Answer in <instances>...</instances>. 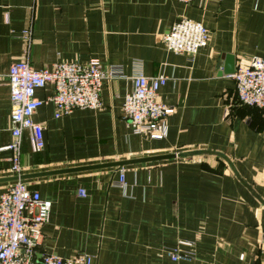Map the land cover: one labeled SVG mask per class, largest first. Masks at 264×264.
I'll return each mask as SVG.
<instances>
[{
  "label": "crops",
  "instance_id": "1",
  "mask_svg": "<svg viewBox=\"0 0 264 264\" xmlns=\"http://www.w3.org/2000/svg\"><path fill=\"white\" fill-rule=\"evenodd\" d=\"M181 19L208 32L195 56L163 46ZM225 55L235 65L264 59L262 0H0V178L10 167L6 75L23 59L33 70L96 61L109 74L100 109L58 119L52 104L35 112L44 148L33 153L24 135V175L176 156L123 167L124 186L113 168L25 181L51 203L40 253L87 254L96 264H264V114L236 103L233 79L220 74ZM138 72L167 78L157 95L173 109L163 140L135 134L123 118ZM9 184L0 183V195ZM179 242L192 244V261L166 257Z\"/></svg>",
  "mask_w": 264,
  "mask_h": 264
},
{
  "label": "built area",
  "instance_id": "2",
  "mask_svg": "<svg viewBox=\"0 0 264 264\" xmlns=\"http://www.w3.org/2000/svg\"><path fill=\"white\" fill-rule=\"evenodd\" d=\"M173 1L189 4L192 0ZM30 35L29 30L23 32L25 40ZM208 40V32L200 23L181 19L172 24L162 43L170 53L195 56L207 46ZM108 77L109 74L96 61L57 63L33 70L23 59L10 66L6 81L11 141L5 148L10 152L9 177L20 178L23 175L20 155L25 134L33 153L44 148L45 126L33 120L35 112L45 104H52L54 118L58 119L76 110H98L102 107V84ZM231 78L235 84L236 103L264 114V59H239ZM166 81L162 75L148 78L140 72L132 77V90L124 97L122 115L135 134L146 135L150 140L165 138L166 119L173 109L159 103L157 95ZM47 87L51 88V93L45 99H37L36 91ZM119 186H124L122 169ZM79 196H85L83 190L79 191ZM50 211L51 203L42 200L25 181L17 180L6 187L0 195V264H96L87 254L61 258L39 252L42 229L49 222ZM181 247L188 249L183 251ZM164 252L173 263L190 262L194 258L192 244L185 242H179L174 248H165Z\"/></svg>",
  "mask_w": 264,
  "mask_h": 264
},
{
  "label": "water",
  "instance_id": "3",
  "mask_svg": "<svg viewBox=\"0 0 264 264\" xmlns=\"http://www.w3.org/2000/svg\"><path fill=\"white\" fill-rule=\"evenodd\" d=\"M224 60H225V64H224L223 70L220 74L230 75V76L233 75V73L235 71V59H234V57L231 55H225ZM175 157H176L175 155L170 154V155L150 157V158H141V159H136V160L115 161V162H111V163L87 166V167H82V168H71V169L45 172V173H37V174H30V175H24L23 174L20 176V178H17V177L0 178V183H12V182H15L17 180L27 181V180H32L35 178L73 174V173L100 170V169L113 168L116 170H120L126 166L170 160V159H174Z\"/></svg>",
  "mask_w": 264,
  "mask_h": 264
}]
</instances>
